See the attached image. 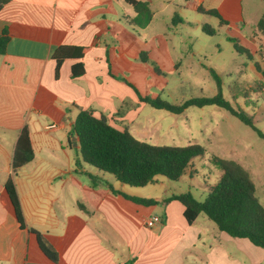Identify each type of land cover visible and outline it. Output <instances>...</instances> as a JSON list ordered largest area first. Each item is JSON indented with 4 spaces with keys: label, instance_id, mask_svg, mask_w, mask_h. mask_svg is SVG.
Instances as JSON below:
<instances>
[{
    "label": "crops",
    "instance_id": "0c3cea01",
    "mask_svg": "<svg viewBox=\"0 0 264 264\" xmlns=\"http://www.w3.org/2000/svg\"><path fill=\"white\" fill-rule=\"evenodd\" d=\"M137 1L146 2L152 12L143 28L127 24L136 14L124 0H8L0 10V37L6 31L8 38L0 53V264H264L263 248L218 231L205 215L188 224L179 201L162 203L165 191L112 182L81 162L72 135L78 110L104 115L114 127L125 128L144 103L120 76L141 52L147 58L166 53L170 26L185 29L188 38L207 25L198 15L214 18L230 32L226 41L249 51V69L259 77L255 64L264 71V35L257 31L264 0ZM198 8L216 10L223 23ZM242 40L252 49L241 45ZM62 45L86 51L81 59H65L55 78L52 55ZM76 62L82 63L84 74L72 78ZM193 66L202 67L191 59L178 58L173 64L176 70ZM215 67L208 69L216 72ZM23 127L34 156L13 172ZM10 175L24 228L4 191ZM157 181L156 176L144 187ZM122 194L157 204L141 205ZM153 216L158 223L147 227ZM29 229L42 235L56 253L55 261L44 255Z\"/></svg>",
    "mask_w": 264,
    "mask_h": 264
},
{
    "label": "rangeland",
    "instance_id": "374dc122",
    "mask_svg": "<svg viewBox=\"0 0 264 264\" xmlns=\"http://www.w3.org/2000/svg\"><path fill=\"white\" fill-rule=\"evenodd\" d=\"M198 16L204 18L203 23L216 33L210 36L195 29L188 39L185 29L170 26L171 41L167 42L166 53L153 54L146 63L136 56L131 59L126 74L120 77L141 95L180 104L190 98L216 95V81L208 69L216 66L214 70L220 80L223 99L236 112L249 117L254 128L264 136V78L249 69L246 55L237 53L233 44L225 40L226 34L230 33L227 29L219 28L214 18ZM247 30L249 33L250 28ZM240 44L252 49V45L243 40ZM178 58L184 62L191 59L202 67L176 70L173 64ZM137 108L134 119L124 124L136 139L154 145L197 143L204 148V153L195 157L190 168L176 181L158 175V181L152 185L131 188L165 191L167 197L189 192L197 201H203L209 187L221 174L219 166L212 160L216 157L233 160L247 171L255 186V196L264 207V138L257 131L215 105L189 106L180 114L155 109L148 104ZM86 168L92 170L89 165ZM105 175L114 182L110 174Z\"/></svg>",
    "mask_w": 264,
    "mask_h": 264
},
{
    "label": "trees",
    "instance_id": "16d2710c",
    "mask_svg": "<svg viewBox=\"0 0 264 264\" xmlns=\"http://www.w3.org/2000/svg\"><path fill=\"white\" fill-rule=\"evenodd\" d=\"M130 5L135 17L128 20L127 24L136 28H143L152 18L146 2L137 0H124ZM8 3V0H0V10ZM198 12L215 16L220 24L223 20L216 10H203ZM202 32L213 35L215 30L210 26H202ZM257 31L264 35V15L258 22ZM8 38L6 31L0 37V53L4 52V46ZM233 47L239 54H245L251 59L249 51L239 46L234 40ZM86 49L80 46L57 47L52 58L55 62L54 75L57 78L60 66L65 59H81ZM139 58L147 62V54L141 52ZM255 69L264 78V71H261L257 64ZM72 78L84 74L81 62H76L70 68ZM211 74L215 78L217 93L213 97L190 98L180 104H171L159 97L150 98L142 96L129 83L135 91L138 100L148 104L155 109H162L172 114H180L187 107H203L215 105L227 110L231 115L239 118L243 123L254 129L253 122L244 113L236 112L221 94L220 80L214 71ZM259 136H264L257 131ZM72 135L77 138L81 161L87 165L110 174L118 182L130 187H144L153 182V179L160 175L168 180L176 181L195 157L204 153V148L197 143H189L185 146L175 145H154L136 139L126 128L118 129L111 125L104 115L95 117L90 110L79 109L72 125ZM29 132L26 127L20 131L12 157V171L15 172L23 165L33 159ZM213 162L219 166L221 174L217 182L209 187L208 193L203 201H197L189 192L178 195H170L162 200L168 203L172 200L179 201L183 207V217L188 224H192L198 215H205L212 221L218 231L226 233L233 238L247 239L254 246L264 249V207L255 196V186L249 174L242 166L233 160L213 158ZM94 181V178H91ZM110 190H112L110 188ZM4 191L9 201L12 213L21 228L25 227L20 202L16 193L13 176L10 175L4 183ZM113 193H119L113 191ZM121 194V193H120ZM126 199L135 203L152 206L157 201L152 199H139L122 194ZM29 231L36 237L40 249L44 255L55 261L56 253L49 247L42 235L33 229Z\"/></svg>",
    "mask_w": 264,
    "mask_h": 264
},
{
    "label": "built area",
    "instance_id": "2783aa9c",
    "mask_svg": "<svg viewBox=\"0 0 264 264\" xmlns=\"http://www.w3.org/2000/svg\"><path fill=\"white\" fill-rule=\"evenodd\" d=\"M157 223H158L157 217L153 216V217H151V218L146 220L145 225L147 227H152V226H154Z\"/></svg>",
    "mask_w": 264,
    "mask_h": 264
}]
</instances>
